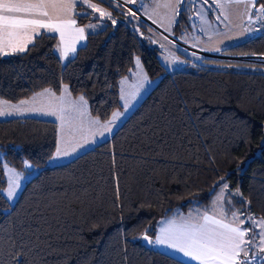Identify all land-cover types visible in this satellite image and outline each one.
<instances>
[{
	"label": "trees",
	"instance_id": "obj_1",
	"mask_svg": "<svg viewBox=\"0 0 264 264\" xmlns=\"http://www.w3.org/2000/svg\"><path fill=\"white\" fill-rule=\"evenodd\" d=\"M95 1L118 24L105 19L65 63L56 53L58 37L47 33L29 51L0 55V99L16 104L67 86L72 96H83L93 117L107 121L122 108L120 81L136 59L148 77L161 79L111 138L62 165L45 166L57 148L56 122L0 119V264L17 258L21 264H187L153 242L147 248L143 237L153 241L160 221L175 211L208 209L225 183L232 196L227 210L239 212L245 229L249 218L264 220V73L213 67L258 64L205 58L206 64L168 73L161 50L126 22L124 11ZM76 10L80 26L101 20L85 6ZM192 12L180 4L174 33L190 29ZM223 55L264 56V32ZM27 162L38 172L10 207L4 164L25 171ZM237 189L240 197L232 195Z\"/></svg>",
	"mask_w": 264,
	"mask_h": 264
},
{
	"label": "rangeland",
	"instance_id": "obj_2",
	"mask_svg": "<svg viewBox=\"0 0 264 264\" xmlns=\"http://www.w3.org/2000/svg\"><path fill=\"white\" fill-rule=\"evenodd\" d=\"M104 1L112 4L113 7H115L117 10L124 11L126 14V22L128 24H131V26L141 37L150 41V44L152 46L158 47L161 50L159 58L168 73H174L180 70L187 69L194 62L202 63L205 58H215L219 60H237L239 62L258 64L226 65L216 62V64H213V67L220 69H231L235 71L264 73V66H261L264 65V58L247 56L229 57L223 55V52L225 50L247 41L248 38L250 39L249 30L252 29L253 25H260L261 32H263L264 23L262 21H258L261 19L258 18L259 16H261V14H259V12L252 13L253 7L246 8L245 4L239 5L233 3L227 5L224 0H207V2H205V0H182L187 8L192 9L193 12L189 18L190 29L184 30L181 33L177 34L172 30L176 21L177 14L173 16V12L171 9L158 7V5L165 2L175 3L176 0H135L134 4L126 2L122 4L117 0ZM88 3H94L98 8L104 9L106 12H109V10L99 5L95 0H76L77 5H82L87 8H89L87 6ZM217 4H223L225 5V7L219 8L216 6ZM89 9L92 11L93 17H98L101 19L100 21H98L99 24L97 25L100 26V28L103 27L105 25V19H108L107 16L100 17L99 12L93 11L91 8ZM130 12H135V17H133ZM222 12L224 13V15H221ZM86 14L87 12L85 11L81 12V15ZM257 21L258 23H254ZM117 24L118 21L116 20V24L113 25L116 26ZM217 49L219 50L217 51ZM207 54H210L211 56ZM0 55L9 56L3 54ZM137 61H139V64H137ZM206 63L207 62H203V64ZM160 79L161 77H148L141 61L139 59L135 60V65L130 75L120 81L119 89L122 108L119 111L115 112L119 113L120 115L115 118L113 117V115L111 116V119L109 121H112V126H109L110 124L108 123L102 124L101 120L97 118L95 120L99 121V123L103 125L101 128H104V126H106L107 132L102 136V138L105 137V139L103 140L106 141L107 138L112 137L116 130L125 122V120L137 108V106L155 88ZM70 96L73 97L72 95ZM2 102L3 100L0 99V104ZM6 105H10V103L7 102ZM86 106L88 105L86 104ZM0 109H2L1 106ZM7 116H9L7 113L5 115H0L1 118H9ZM90 126L91 127L87 126V128L89 130H93L94 127H92V125ZM59 130L60 137L59 141H57V148L54 153L48 158L45 166L65 164L91 148L84 144L83 149L70 151V138L64 136L63 129L59 128ZM86 131L87 129H85L84 132H81L80 136H75L79 138L78 141L82 139L83 134ZM58 149L61 150V154L59 156L57 155ZM65 152H67V154H64ZM0 158H3L1 152ZM26 165H30V167ZM25 169V171H18L4 164L5 187L3 189V194L6 197L10 207L13 206L17 201L27 182L38 172V169H35L34 166L28 162L25 164ZM13 182L17 183L19 187L16 188L13 198L9 199V185ZM222 189L223 187L217 194V197L218 195H221ZM226 191H228V189H225L223 191V197ZM235 194L240 197L239 189L232 192L233 196H235ZM217 197L214 200L213 207L215 213H220L223 198L218 200ZM8 210L9 209H5L4 212H8ZM251 221L257 223L258 225V223L262 220L253 218ZM260 231L261 229L257 226L254 230L255 235L254 232H252L251 237H254L252 246L254 248H260V238L258 235ZM255 258L259 259L261 258V256H257Z\"/></svg>",
	"mask_w": 264,
	"mask_h": 264
},
{
	"label": "snow or ice",
	"instance_id": "obj_3",
	"mask_svg": "<svg viewBox=\"0 0 264 264\" xmlns=\"http://www.w3.org/2000/svg\"><path fill=\"white\" fill-rule=\"evenodd\" d=\"M125 2L134 4L135 0H125ZM181 2L182 0H176L175 3L165 2L158 5V7L171 9L174 16L177 14ZM235 2L244 3L246 8L256 6L254 0H235ZM87 6L93 11L99 12L100 17L107 16L112 24H116V20L112 19L110 12L98 8L94 3H88ZM216 6L219 8L225 7L223 4H217ZM75 7L76 0H0V54L10 55L29 51L28 45H35V37L42 35L41 29L45 30V33H59L60 45H64L66 31L69 27L75 25V20L71 18ZM258 12L261 14L258 18H264V4L260 6ZM130 14L135 17V12H130ZM221 15H224V13L222 12ZM75 31L79 33L78 39H83L84 28H78ZM50 38L54 39V37ZM60 45L57 46V50L60 51L62 58H67L69 51H75L74 44L67 47H60ZM137 64H139V61H137ZM64 92L68 93L67 86H65ZM45 95L49 98H55V93L50 89H45L44 92L38 94L39 97ZM32 99L36 101L37 97ZM59 99L63 101L64 97L61 96ZM2 103L6 105L7 101ZM27 103L28 101L20 102L21 105ZM86 104L87 101L81 96L79 101L73 102L70 107L76 111H81ZM13 107L17 111L33 110L51 115H57L58 110L60 112L65 111L63 107L57 110L53 105L39 109ZM5 114V110L0 109V115ZM7 114L10 115L11 113L8 112ZM81 114H83L82 111ZM119 115V113H113L114 118ZM58 118L62 121L64 119L63 115ZM92 123H99V121H93ZM111 123L112 121H108V124ZM60 154L61 150L58 149L57 155L59 156ZM64 154H67V152ZM26 166L30 167V165ZM18 187L19 185L15 182L9 185V199L13 198ZM225 189H227L226 183L223 186L221 195L217 197L218 200L223 198L222 193ZM202 220L203 223H193L191 220L179 224L174 221L170 222L167 228L161 230V235L154 242L173 248L183 253L184 256L198 261L199 264H250L248 260L249 248L244 247V245H251L254 237H249L248 240H245V236L249 230L254 232L258 226L261 229L258 233L260 251L264 252V220L257 225L249 218V229L243 228L245 221L240 220L235 213H233V220L230 223L208 215H203ZM143 238L149 243L153 242L149 240L147 235ZM241 253H243L242 259L240 258ZM253 258L255 259V256ZM261 260H264V257H261ZM15 264H21L19 258L15 260Z\"/></svg>",
	"mask_w": 264,
	"mask_h": 264
},
{
	"label": "crops",
	"instance_id": "obj_4",
	"mask_svg": "<svg viewBox=\"0 0 264 264\" xmlns=\"http://www.w3.org/2000/svg\"><path fill=\"white\" fill-rule=\"evenodd\" d=\"M117 1H119L122 4L125 2L124 0H117ZM224 2H226L227 5L228 4L230 5L232 3L233 4H239V5L244 4V3H236L235 0H224ZM255 2H256V0H254V3ZM98 4L101 5L100 3H98ZM77 6H79V5L76 4V7ZM76 7L71 14V18L75 20V25L69 27L68 30L66 31L64 45H60L59 33H47V34H54L58 37V45H60V47L72 46L74 44L75 51L74 52L69 51L67 58H62L60 51H58L57 47H56V53L60 56V58L62 59V61L64 63L67 62L68 60L72 59L76 55L79 48L85 46L86 40H87V35L89 33H95L102 28V27L100 28V26L97 25V24H99V22H97V23L96 22H89L86 25H82V26L77 24L76 19H75V15L77 13ZM102 7H104V6H102ZM259 8H260V6L253 7L252 13L258 12ZM258 21L259 22L262 21L264 23V18H261ZM258 21L254 22V23H258ZM78 28H84L83 39H78L79 33L77 31H75V29H78ZM172 30L174 31V27L172 28ZM263 32H264V30H263ZM41 33H45V30L41 29ZM64 89L65 88L63 87L61 93L55 94V98H49L47 95H45L43 97H39L38 94L44 92V90H43V91L36 93L31 98L24 100V101H28L27 104L21 105L19 102L16 104L10 103V105H4L1 103L0 106L2 109L5 110L6 113H8V112L11 113L10 115L8 114L9 116H7L9 118L35 117V118L47 119V120H51V121L56 122L57 126H58V140L57 141H59V137H60L59 128H61V129H63L64 136H67L68 138H70V140H69V150L70 151L76 150V149H83L84 144L88 147H91L89 149H92L95 146H97L98 144L105 141V140H103V139H105V137L102 138V136L105 135L107 132L106 126H104V128H101L103 125H101L100 123H92L93 121L96 120V118L93 117L89 113L88 106L85 105L84 109L81 110L83 112V114H81V111H76L75 109L70 107V105L73 102L79 101V99H78L79 97H74V96L71 97L69 90H68V93L70 95L68 93H65ZM61 96L64 97L63 101H61L59 99ZM33 97H37V100L33 101V99H32ZM49 105L55 106L57 108V110L63 107L65 109V111L60 112L58 110L57 115H51V114H44V112H41V111H33V110L17 111L16 108L13 107V106H19L21 109H39L42 107L46 108ZM61 115H63V117H64L63 121L58 118ZM9 118H1L0 117V119H9ZM109 120L101 121V123L107 124ZM60 122H61V126H60ZM90 125H92V127H94L93 130H89L87 128V126L91 127ZM109 126H112V124H110ZM85 129H87V131L83 134L82 139H80V141H78L79 138L75 137V136H80L81 132H84ZM108 139L109 138H107L106 140H108ZM220 190H221V188L212 198L211 205L208 209H203L201 206L196 205V206L192 207L187 213H182L181 211L178 210V211H175L170 217L162 219L158 225L157 233H156V236L153 240L154 248H156L157 250H159V251H161V252H163V253H165V254H167V255L175 258V259H178L182 262H185L187 264H199L198 261H194V260L190 259L189 257L184 256L183 253L178 252L173 248H169L166 245L156 244L154 241L156 240V238L158 236L161 235V230L167 228L169 226V223L173 222V221L176 222L177 224L182 223L184 221H188V220H191V222H193V223H203L202 216L208 215V216L214 217L216 219H223L224 222L230 223L233 220V213L237 214L240 220L246 221V220H244V218L241 217L239 212H237V211L233 212V211L227 210L226 205H227L228 201L231 200V197H232L228 191H226V193L222 199V205H221L220 213L214 212V207H213L214 200L217 197V194L220 192ZM235 195L237 196V194H235ZM210 227H212V225H210ZM243 228H245L244 224H243ZM245 240H248V232H247V235L245 236ZM244 247L249 248L248 260L250 261V264H252L254 256L257 257V256L264 255V252H261L260 248H254L252 246V244L251 245L245 244ZM240 258L241 259L243 258V253H241Z\"/></svg>",
	"mask_w": 264,
	"mask_h": 264
},
{
	"label": "built area",
	"instance_id": "obj_5",
	"mask_svg": "<svg viewBox=\"0 0 264 264\" xmlns=\"http://www.w3.org/2000/svg\"><path fill=\"white\" fill-rule=\"evenodd\" d=\"M253 28H254V30H253ZM261 33L262 32L260 29V25H258V24L253 25L252 29L249 30L250 39H255V38L259 37L261 35ZM207 55L211 56L210 54H207ZM250 57L264 58V56H250ZM252 264H264V261L261 260V258H259V259L255 258V259H253Z\"/></svg>",
	"mask_w": 264,
	"mask_h": 264
},
{
	"label": "water",
	"instance_id": "obj_6",
	"mask_svg": "<svg viewBox=\"0 0 264 264\" xmlns=\"http://www.w3.org/2000/svg\"><path fill=\"white\" fill-rule=\"evenodd\" d=\"M149 238V240H151V238L150 237H148ZM152 241V240H151ZM142 244L144 245V246H146L147 248H150L151 246H152V243H149L147 240H145L144 238H143V240H142ZM262 257H264V255L262 256Z\"/></svg>",
	"mask_w": 264,
	"mask_h": 264
}]
</instances>
